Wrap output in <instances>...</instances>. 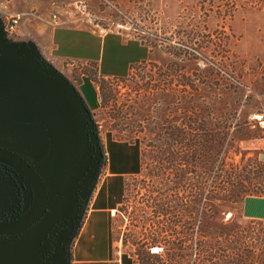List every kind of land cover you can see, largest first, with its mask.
Returning a JSON list of instances; mask_svg holds the SVG:
<instances>
[{
  "label": "rangeland",
  "instance_id": "374dc122",
  "mask_svg": "<svg viewBox=\"0 0 264 264\" xmlns=\"http://www.w3.org/2000/svg\"><path fill=\"white\" fill-rule=\"evenodd\" d=\"M53 25L107 35L90 59L75 56L79 51L72 48L66 51L69 56L59 57L49 53L48 30ZM0 53L34 59L38 67L59 72L82 93L86 115L49 77L54 95L29 85L34 95L53 102L68 100L71 110L87 118L106 152L101 168L108 162L112 139L140 151L139 171L125 176L111 220L112 250L122 258L139 264L184 263L178 244L183 237L168 250L162 248L174 237H155L165 217L147 207V152L151 144L170 145L165 138L172 125L197 131L189 119L200 116L203 102L213 105L220 80L239 88L245 103L240 116L250 121L254 136L238 142L241 152L233 160L244 165L250 188L259 182L257 190L264 191V0H0ZM6 93L7 82H0V96ZM156 134L164 140L154 141ZM99 180L100 174L96 183ZM93 191L81 192L84 209ZM239 202L225 217L231 215L235 225L253 234L258 264L264 220L243 218ZM153 237L160 246L141 244L151 243Z\"/></svg>",
  "mask_w": 264,
  "mask_h": 264
},
{
  "label": "trees",
  "instance_id": "16d2710c",
  "mask_svg": "<svg viewBox=\"0 0 264 264\" xmlns=\"http://www.w3.org/2000/svg\"><path fill=\"white\" fill-rule=\"evenodd\" d=\"M244 104L239 88L220 80L213 105L203 102L200 116L195 114L189 119L197 124V131L172 125L165 138L170 145L151 144L147 152L148 181L144 183V193L150 199L147 207L155 216L165 217L164 226L157 228L155 237L162 233L164 238L174 237L166 240L167 247H161L165 250L176 247L183 237L178 243L184 250L183 264L256 262L253 234L235 225L231 215L225 217L231 205L245 196L264 195V191L257 190L259 182L250 188L251 179L243 174L244 165L233 160L241 152L238 142L254 137L250 133V121L240 116ZM156 135L154 141L164 140L162 135ZM243 158L244 152L240 160ZM178 222L180 226L176 229ZM261 234L263 238L259 240L264 243V231ZM155 239L141 244L159 245ZM258 264H264V248Z\"/></svg>",
  "mask_w": 264,
  "mask_h": 264
},
{
  "label": "crops",
  "instance_id": "0c3cea01",
  "mask_svg": "<svg viewBox=\"0 0 264 264\" xmlns=\"http://www.w3.org/2000/svg\"><path fill=\"white\" fill-rule=\"evenodd\" d=\"M106 35L98 37L83 28L53 25L48 30L49 53L66 57L69 56L66 51L72 48L79 51L75 56L90 59V53L99 41L103 43ZM9 83L4 95L20 92L34 95L28 85ZM35 96L40 101L27 102L22 95H14L11 100L1 103L0 110H7L8 132L16 145L32 151L33 166L46 187L47 215L71 218L77 209L76 197L56 198L55 194L81 176L90 156L84 136V118L71 110L72 107L66 104L68 100L53 102L42 94ZM29 122L37 123L39 130L29 131ZM107 153L108 162L100 168L91 184L90 189L94 187V191L86 208L82 207L66 245L67 264H139L115 254L110 238L111 220L118 198L123 195L125 176L139 167V150L112 139ZM99 174L100 180L96 183ZM2 199L0 196V208ZM11 199L8 196L7 203ZM239 203L243 218L264 220V195H247ZM40 239V234L33 231L17 235L0 249V264H42L41 253L36 252Z\"/></svg>",
  "mask_w": 264,
  "mask_h": 264
},
{
  "label": "water",
  "instance_id": "95a60500",
  "mask_svg": "<svg viewBox=\"0 0 264 264\" xmlns=\"http://www.w3.org/2000/svg\"><path fill=\"white\" fill-rule=\"evenodd\" d=\"M47 77L52 79L66 92L67 97L76 106V108L81 111L85 109L83 99L77 89L59 72L53 69L40 68L34 59L26 56L14 55L11 53H0V82L35 86L54 95V91L50 88ZM14 95H22L23 99L27 102L40 101V99L35 95L20 92L17 94L14 93L11 95L1 96L0 103L7 99L11 100ZM84 136L91 152L86 162L84 171L77 180L55 194L56 198L74 195L77 199V209L74 216L67 218L65 221L66 232L64 233L62 240H58L53 237L54 235L52 234V231L50 236L44 239L41 245L38 246L36 252L43 253L44 249L48 251V255L45 257L43 264H67L66 249L61 246L60 243L62 245H67L69 238L73 233V226L77 223V219L79 218L80 210L82 208L83 197L81 192L89 189L95 179V174L97 172L101 156V148L96 133L86 125L84 127ZM0 163L6 165L15 173L20 175L24 179L29 190L28 201L24 210L16 217L0 220V236L5 237L0 241L1 249L11 239L22 234L38 221L45 211L47 194L45 184L37 170L17 152L0 146ZM78 193L80 194V199L77 197ZM45 225L46 222L40 224V226H37L34 230H37L39 227Z\"/></svg>",
  "mask_w": 264,
  "mask_h": 264
},
{
  "label": "flooded vegetation",
  "instance_id": "af4514ba",
  "mask_svg": "<svg viewBox=\"0 0 264 264\" xmlns=\"http://www.w3.org/2000/svg\"><path fill=\"white\" fill-rule=\"evenodd\" d=\"M80 93V92H79ZM81 94V93H80ZM81 97L83 99L85 109L83 111L80 110V112H83L84 115L88 114V108L86 104V100L84 96L81 94ZM1 103H4L1 102ZM0 103V105H2ZM4 105V104H3ZM6 108L0 110V146L9 148L15 152H17L22 158H24L27 162H29L31 165H33L34 158H32V151L25 150L24 148H21L20 146H17L13 137H11L10 133L8 132V127H7V110ZM85 120V125L90 128L88 125V120L87 118H84ZM29 131L32 133H35L38 131V125L35 122H29ZM98 138V137H97ZM98 142L100 145V139L98 138ZM101 168L100 165V160H99V166L97 169V172L95 174V177L97 173L99 172ZM28 187L24 181V179L15 173L13 170L8 168L6 165L0 163V196H2V204L0 208V220H5V219H10L13 217H16L19 215L25 208V205L28 201ZM10 196L11 198L14 199V203L9 208V204L12 203H7V197ZM77 197L80 199V194L78 193ZM12 199V200H13ZM47 205V202H46ZM8 209V210H7ZM8 211V212H7ZM52 219V220H51ZM48 221V222H47ZM66 219L65 218H55V217H50L47 215V209L45 207V211L43 212L42 216L38 219L36 223H34L29 229H27L25 232H31L35 231L36 233L40 234V242L39 245L46 239L48 236H50L51 232L53 231V237H55L58 240H62V237L64 236V233L66 232V224H65ZM46 222L45 226L39 227V229L34 230L37 226H40V224ZM75 225L73 226V232L75 229ZM5 237L0 236V241L3 240ZM66 249L65 244H61ZM58 247V245H57ZM44 252L41 253V262L43 264L45 257L48 255L47 250H43ZM68 251L66 250V255ZM68 257V256H67Z\"/></svg>",
  "mask_w": 264,
  "mask_h": 264
},
{
  "label": "built area",
  "instance_id": "2783aa9c",
  "mask_svg": "<svg viewBox=\"0 0 264 264\" xmlns=\"http://www.w3.org/2000/svg\"><path fill=\"white\" fill-rule=\"evenodd\" d=\"M52 17H55V16L52 15ZM10 21H11L12 23L16 22V17H11V18H10ZM103 159H104V160H107V158H106V152L103 151V150L101 149L100 165L102 164Z\"/></svg>",
  "mask_w": 264,
  "mask_h": 264
}]
</instances>
